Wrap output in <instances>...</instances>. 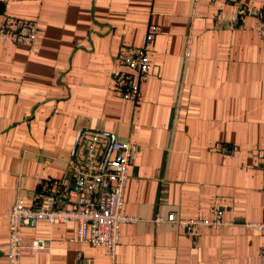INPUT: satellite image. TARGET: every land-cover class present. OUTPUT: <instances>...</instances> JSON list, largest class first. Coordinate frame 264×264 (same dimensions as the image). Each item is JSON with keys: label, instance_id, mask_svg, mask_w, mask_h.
Masks as SVG:
<instances>
[{"label": "crops", "instance_id": "crops-1", "mask_svg": "<svg viewBox=\"0 0 264 264\" xmlns=\"http://www.w3.org/2000/svg\"><path fill=\"white\" fill-rule=\"evenodd\" d=\"M240 5L264 0H201L194 21L193 0H0V17L41 27L34 50L0 39V264L18 197H71L81 130L136 145L122 207L135 219L121 224L114 257L78 240L73 220H34L25 239L49 238L51 248L24 253L22 264H261L263 235L240 224L264 218V41L255 16L235 21ZM152 26V73L134 105L117 89L127 69L118 55ZM171 212L234 225L188 232Z\"/></svg>", "mask_w": 264, "mask_h": 264}, {"label": "built area", "instance_id": "built-area-1", "mask_svg": "<svg viewBox=\"0 0 264 264\" xmlns=\"http://www.w3.org/2000/svg\"><path fill=\"white\" fill-rule=\"evenodd\" d=\"M201 0H193L191 21L199 14ZM250 14L258 19L256 29L264 41V8L240 5L237 20ZM192 23V22H191ZM158 28L149 27L141 44L125 45L121 48L118 61L126 70L116 74L117 89L120 94L137 105L142 98L141 86L152 73L151 52ZM41 34L39 21L9 14L0 17V39L16 44H24L31 50L36 48ZM193 29H189L185 54L191 53ZM223 153L234 157L236 149L228 144H220ZM114 152L112 155L109 153ZM137 154V147L129 140H108L105 133L98 130H83L79 135L74 159L70 162L72 188L70 198H60L57 193L41 191L36 194L32 205H26L18 197L11 206L8 216L9 239L7 243L8 264H22L26 252L43 253L51 248L49 238L26 240L24 227L32 221L43 219L51 224L73 220L77 223V236L80 241L93 245L106 246L114 257L119 243L120 226L127 220L135 219L122 213L124 193L129 179V170ZM260 167L263 172L262 190L264 192V154ZM168 189L161 187L160 199H165ZM165 218L157 216L155 221ZM168 221L176 222L188 232L200 226H231V220L187 219L171 212ZM245 228L258 230L263 235L261 264H264V218L259 221H245Z\"/></svg>", "mask_w": 264, "mask_h": 264}, {"label": "water", "instance_id": "water-1", "mask_svg": "<svg viewBox=\"0 0 264 264\" xmlns=\"http://www.w3.org/2000/svg\"><path fill=\"white\" fill-rule=\"evenodd\" d=\"M81 132H82V130H81ZM81 132H80V134H81ZM80 134H79V135H80ZM76 147H77V144H76ZM75 150H76V148H75ZM110 154H111V153H109V155H110Z\"/></svg>", "mask_w": 264, "mask_h": 264}]
</instances>
